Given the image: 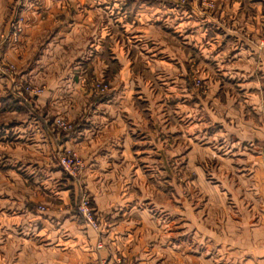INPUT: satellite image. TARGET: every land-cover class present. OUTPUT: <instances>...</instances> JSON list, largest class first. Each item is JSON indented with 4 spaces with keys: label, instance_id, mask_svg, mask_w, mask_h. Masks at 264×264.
Masks as SVG:
<instances>
[{
    "label": "crops",
    "instance_id": "crops-1",
    "mask_svg": "<svg viewBox=\"0 0 264 264\" xmlns=\"http://www.w3.org/2000/svg\"><path fill=\"white\" fill-rule=\"evenodd\" d=\"M214 2L0 0V67H17L0 68V90L45 88L0 102V264H157L173 248H158L160 188L142 178L163 174L160 159L187 176L166 184L183 215L264 264V0ZM91 76L113 90L95 96ZM65 149L85 161L80 181ZM82 189L99 228L77 211Z\"/></svg>",
    "mask_w": 264,
    "mask_h": 264
},
{
    "label": "rangeland",
    "instance_id": "rangeland-1",
    "mask_svg": "<svg viewBox=\"0 0 264 264\" xmlns=\"http://www.w3.org/2000/svg\"><path fill=\"white\" fill-rule=\"evenodd\" d=\"M94 79L107 83L109 85V89L113 90V86L111 85L110 81L99 78L97 76H91V78L89 79V90H92L91 88L92 81ZM192 80L194 81L196 87H199L197 86V82H201V86L203 87L206 86L204 82L197 77H193ZM27 83L22 82L19 85H17L16 82V86L18 87L17 90H0V102L4 104L5 102H7L6 99L9 97L10 101L13 100L12 102L14 103H20V104L36 103L38 97L42 95L45 88L43 86H40L39 84L30 83L33 86H38L43 88V92L40 95H37L34 94L33 92H29L25 90V86L27 85ZM0 117L2 118L3 114H0ZM58 117L59 116L54 117V119ZM160 162L161 165L159 164V166L161 169L163 168L162 169L163 174L159 173L158 176L155 175L152 177L145 175L142 178V182L148 181L150 183L152 178V183L158 182L159 184L160 191H159L158 199L160 200L159 202L160 206L159 208L157 207L156 209L158 211V215L160 219L159 221L160 226L158 228L159 238L157 240V244L159 246L158 248L160 249H162L161 247L163 246L164 247L168 246L170 248H173L172 249L173 251H168V252L159 251L158 254L152 256L153 257L151 258L152 263L154 262L157 264H240V262L244 258L248 257L240 253V250L242 248L241 244H239L240 240L224 237L225 234L223 233L225 231L215 232L216 228L213 223H208V225L206 226L207 230L198 229L199 222L197 221V218L190 217V219H188L189 217L183 215L184 209H183L181 195H183L184 191L181 190L178 193L175 192L176 196H178V194H181L179 198L177 197L174 198L175 202L174 200L168 197V195H170V192L166 190V184H168V182L169 183L176 182L182 186L187 176L183 175L182 167H180L181 168L180 170H177V172H181V173H176L174 175L170 173L166 174L167 171L166 160L160 159ZM62 171L66 177H69L66 175L64 170ZM166 205L175 207V210L170 213ZM39 210L41 209L39 208ZM172 215H175L173 221H172L173 218ZM216 233L218 235H220L219 233H222L223 237L218 236L216 238L214 236V234ZM126 259L129 260L128 258Z\"/></svg>",
    "mask_w": 264,
    "mask_h": 264
},
{
    "label": "built area",
    "instance_id": "built-area-1",
    "mask_svg": "<svg viewBox=\"0 0 264 264\" xmlns=\"http://www.w3.org/2000/svg\"><path fill=\"white\" fill-rule=\"evenodd\" d=\"M179 5H187L190 3H196L206 8H214L215 2L214 0H169ZM19 25V24H18ZM16 25L17 32L20 31V26ZM1 70L4 74L9 76H15L17 74V70L15 65L9 63H1ZM197 86H201V82H197ZM92 90L95 96H106L110 93L111 89H109V85L100 80H93L92 81ZM25 90L29 92H33L34 94L40 95L43 92L42 87L33 86L30 83H27L25 86ZM52 125L66 133L73 132L76 127L77 123L75 121H69L63 117H58L52 121ZM59 162L66 173L67 176L70 178H74L80 181L81 174L85 170V161L83 158L73 149H65L59 155ZM41 210H46L45 206H40ZM77 210L80 215H82L86 221L91 224L94 228H99V223L95 217V209L93 206L92 198L86 189H82L79 196V202L77 204ZM103 264H110L108 262H104ZM112 264H132L129 260L125 257H119L116 261Z\"/></svg>",
    "mask_w": 264,
    "mask_h": 264
}]
</instances>
